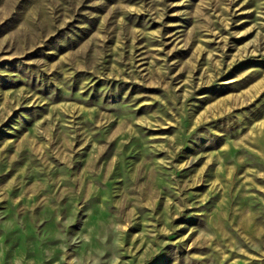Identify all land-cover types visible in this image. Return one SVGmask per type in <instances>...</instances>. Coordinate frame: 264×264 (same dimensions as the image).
Instances as JSON below:
<instances>
[{"label": "rangeland", "instance_id": "obj_1", "mask_svg": "<svg viewBox=\"0 0 264 264\" xmlns=\"http://www.w3.org/2000/svg\"><path fill=\"white\" fill-rule=\"evenodd\" d=\"M0 264H264V0H0Z\"/></svg>", "mask_w": 264, "mask_h": 264}]
</instances>
